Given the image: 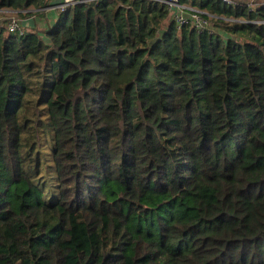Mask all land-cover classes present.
I'll use <instances>...</instances> for the list:
<instances>
[{
    "label": "trees",
    "instance_id": "obj_1",
    "mask_svg": "<svg viewBox=\"0 0 264 264\" xmlns=\"http://www.w3.org/2000/svg\"><path fill=\"white\" fill-rule=\"evenodd\" d=\"M180 1L0 19V264H264V0Z\"/></svg>",
    "mask_w": 264,
    "mask_h": 264
},
{
    "label": "built area",
    "instance_id": "obj_2",
    "mask_svg": "<svg viewBox=\"0 0 264 264\" xmlns=\"http://www.w3.org/2000/svg\"><path fill=\"white\" fill-rule=\"evenodd\" d=\"M89 0H59L51 6V8H57L59 10H66L69 6L85 3ZM159 1L166 5L169 11V21L174 23L178 28L184 25L193 26L199 30H204L210 28L208 18L205 17L208 13L203 11L202 9L191 7L182 3L180 0H155ZM224 3L231 4L233 0H221ZM252 2L254 0H248ZM252 9V7H250ZM15 12V11H14ZM20 18L16 16L15 13L8 17L7 28L10 31H16L19 33H23L24 30L21 27ZM230 22L235 21L234 19H226Z\"/></svg>",
    "mask_w": 264,
    "mask_h": 264
},
{
    "label": "crops",
    "instance_id": "obj_3",
    "mask_svg": "<svg viewBox=\"0 0 264 264\" xmlns=\"http://www.w3.org/2000/svg\"><path fill=\"white\" fill-rule=\"evenodd\" d=\"M56 2H59V0H57ZM56 2H53V3H56ZM54 9L55 8H51L50 5L47 7H44L37 14H31L24 18H20L19 19L20 23L22 24L25 31H28L33 27L38 28V29L46 28L54 20V17L56 15V10ZM1 12L3 13V16H1L0 19L8 18L10 15L15 13L14 10H11V9L1 10Z\"/></svg>",
    "mask_w": 264,
    "mask_h": 264
}]
</instances>
